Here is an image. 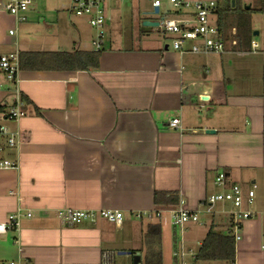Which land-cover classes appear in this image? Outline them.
Here are the masks:
<instances>
[{
    "label": "crops",
    "instance_id": "crops-1",
    "mask_svg": "<svg viewBox=\"0 0 264 264\" xmlns=\"http://www.w3.org/2000/svg\"><path fill=\"white\" fill-rule=\"evenodd\" d=\"M5 1L0 0V54L94 50L95 32L79 26L72 14L33 0L27 20L17 22ZM146 19L151 18L139 14L140 22ZM135 23L114 29L107 12L109 36L97 67L62 68L61 59L46 54L50 66L33 69L26 66L28 58L20 57L25 104L20 119L8 125L20 128L25 138L10 147L0 134V159L19 163L0 167V221L18 207L32 215L22 217L18 232L0 233V264L12 259L101 264L106 249L127 251L121 255H131L134 264L133 253H142L150 222L161 224L162 250L165 239L178 264L174 251L181 234L169 215L146 220L135 213L178 206L181 200L185 207L201 210V221L189 223L184 234V264H264L263 55L239 66L226 57L229 52L182 54L169 35L153 36L145 29L140 34ZM226 65L235 75L229 70L226 76ZM1 74L0 106H5L13 92ZM175 117L181 119L180 128L169 126ZM221 171L245 190L257 185L250 208L258 214L243 221L233 263H194L214 215L222 222L231 216L204 211L203 201L217 191L215 178ZM172 196L175 203L169 201ZM64 207L114 208L125 219L121 227L103 217L73 224L58 215ZM218 230L228 231L224 225Z\"/></svg>",
    "mask_w": 264,
    "mask_h": 264
},
{
    "label": "built area",
    "instance_id": "built-area-1",
    "mask_svg": "<svg viewBox=\"0 0 264 264\" xmlns=\"http://www.w3.org/2000/svg\"><path fill=\"white\" fill-rule=\"evenodd\" d=\"M107 0H72V12L77 16L87 18L88 23L95 30L92 39L94 50L99 51L103 47L105 39V27L107 22L106 11ZM153 9L159 7L157 13H161L162 0H151ZM180 11L174 17L161 18L154 27L159 31L168 33L170 43L174 49L180 53H205V54H223L226 52L252 53L264 55V40H259L257 35L253 33L248 37L246 46L239 48V40L237 38V27L233 26L226 34L218 21V8L220 4L218 0H169ZM232 0L222 1L224 6H231ZM33 0H6L5 9L9 14L15 17L17 22H24L28 18V11L31 8ZM221 4V5H222ZM184 9L185 11H181ZM11 34L15 33V29L10 30ZM227 35V36H226ZM0 72L5 77L7 85L11 88L13 94L7 100L3 110H0V134L6 137L7 144L14 147L21 143L24 138V132L19 128L12 129L9 121H18L23 113L25 104L22 91L19 87L20 82V53L18 50L0 54ZM4 86L0 82V89ZM193 86V84H192ZM170 127L180 128L181 119L173 118ZM4 146L0 141V150ZM18 161L9 158L0 159V167L18 166ZM215 184L221 188L217 192L209 194L203 201L206 208L204 211L215 213L214 206L216 203H223V207L219 212L228 213L233 218L231 232L235 240L241 238L240 230L243 221L257 215V211L250 208L255 203L256 188L254 183L251 188L245 190L238 183H230L226 172L221 171L215 178ZM230 203V207H224V203ZM183 200L178 206L165 209H148L138 210L135 216L139 219H153L167 213L170 217L172 225L179 229L180 247L174 251V255L184 256L186 246L184 234L187 231L188 224L191 222H200L199 209H190L183 205ZM32 212H24L18 207L14 212L10 213L5 221H0V233L9 230L17 231L21 227L22 217L31 216ZM60 218L69 223L77 224L83 221H95L98 217L121 227L124 223L125 215L122 210L114 208H74L64 207L58 210ZM201 245V244H200ZM182 252V253H181ZM190 253L195 254L193 249ZM4 264H26L21 259H12ZM101 264H116V251L106 249L102 253ZM137 264H142L138 262Z\"/></svg>",
    "mask_w": 264,
    "mask_h": 264
},
{
    "label": "trees",
    "instance_id": "trees-1",
    "mask_svg": "<svg viewBox=\"0 0 264 264\" xmlns=\"http://www.w3.org/2000/svg\"><path fill=\"white\" fill-rule=\"evenodd\" d=\"M218 21L222 30L227 34L233 27H237V38L239 40L238 47L244 48L248 37L253 33L251 27V18L254 10L264 12V5L260 8L241 7L239 0H234L231 6H224L219 1ZM222 4V5H221ZM227 36V35H226ZM100 51L91 50H75L72 52H48V55H54L61 59L59 64L62 68H69L71 70H85L91 67H97L99 64ZM45 53L23 52L20 57L28 58L29 62L26 64L29 68H43L50 66L45 62ZM35 58L41 61L36 62ZM23 62V61H22ZM24 66V65H23ZM4 106H0L3 110ZM159 200V193L156 195ZM173 200V196L169 201ZM175 199L173 203H175ZM226 217V216H225ZM219 215H214L202 245L199 247L195 256L194 263L219 261L224 263H233L236 259V241L231 232L233 218L228 216L225 221ZM226 226L227 232L219 229V226ZM134 252V251H132ZM135 254V253H133ZM142 264H163V250H162V229L160 223L150 222L146 225L143 233V251L140 254Z\"/></svg>",
    "mask_w": 264,
    "mask_h": 264
},
{
    "label": "rangeland",
    "instance_id": "rangeland-1",
    "mask_svg": "<svg viewBox=\"0 0 264 264\" xmlns=\"http://www.w3.org/2000/svg\"><path fill=\"white\" fill-rule=\"evenodd\" d=\"M162 1L163 2L161 6V13L154 12V9L151 5L150 0H107L106 10L108 12V15H110L111 23L114 26V29L119 28L120 26H123L124 23L126 26L128 25V22L131 21L134 23L136 22L134 28L136 29V31H138V33L141 34L142 30L145 29V30H149L150 31L149 33L153 36L159 35L163 37L166 35L168 36V33L159 31L154 26L144 25L142 22L139 21V14L140 16H142L145 13V15L150 17L151 20H159L161 18L174 17L176 16V13L180 11L169 0H162ZM218 1L222 3V1H225V0H218ZM239 1H240L241 7H246L247 5H251V7L256 9L264 5V0H239ZM46 2L50 9H53V8H56L58 10L61 9V12L62 13L64 12L65 15H67V13L72 14V19L74 21L75 20L81 21V23H79V26H81L85 30H87L88 28L92 30L93 32H95L94 28L90 26L88 22H86V19L84 17L77 16L76 14L72 12V5L70 7V2H72V0H46ZM69 7L71 8L70 12L68 11ZM181 11H185V10L182 9ZM134 14H136L135 19H134ZM252 25L255 27V29L259 30L260 32L259 35H257V38L259 40H264V12L254 10L253 15H252ZM105 31H106L105 37L109 36V32L106 28H105ZM236 53L235 54L234 52L226 53L227 54L226 57H229V58L231 57L230 59L233 58L235 63H239V66L244 65L249 59L250 60L253 59L254 61H256L259 58H262V55H263V54L254 55L252 53H239V52H236ZM226 57L224 59L225 62L227 61ZM230 68L231 67L226 65L225 69H228L227 71L224 72L226 76L229 75L228 72ZM201 70L206 71L205 69H201ZM230 72L232 74L234 73L233 75H235V70L231 69ZM3 78L5 80L4 76ZM235 79L240 80L239 77H235ZM215 190L219 191L220 188L216 186ZM222 207H223V203L218 202L215 204L214 209L219 210ZM224 207H227V208L230 207V203L229 202L224 203ZM202 216L203 215H201V217ZM204 216H206V214H204ZM163 250H164L163 254L165 256V264H174L173 256L171 253L172 250L170 246L167 245V242L165 243V239L163 242ZM169 253H170V260H169ZM185 253H187L186 250H185ZM179 258L180 259H178V264H181V263L184 264L181 259L182 256H179ZM185 258H186L185 262L189 263L191 261L189 255H187ZM132 261H133V258L131 255H121L118 253V251H116V264H133Z\"/></svg>",
    "mask_w": 264,
    "mask_h": 264
},
{
    "label": "water",
    "instance_id": "water-1",
    "mask_svg": "<svg viewBox=\"0 0 264 264\" xmlns=\"http://www.w3.org/2000/svg\"><path fill=\"white\" fill-rule=\"evenodd\" d=\"M233 4H234V0H233ZM247 8H250L251 7V5H247L246 6ZM159 11V7H155L154 8V12L155 13H157ZM143 24L144 25H148V26H154V25H157L158 24V21L157 20H151V19H146V20H144L143 21ZM259 30H254L253 31V34L254 35H259ZM201 98L202 99H208V95H202L201 96ZM207 132H211V133H214L215 132V130L214 129H207ZM127 251H119V254H124V253H126ZM135 260H134V264H137L138 262H140L141 261V257H140V255H139V253H136L135 255Z\"/></svg>",
    "mask_w": 264,
    "mask_h": 264
}]
</instances>
